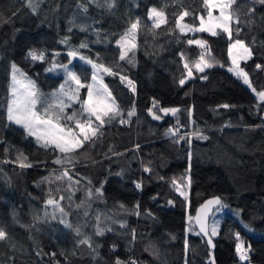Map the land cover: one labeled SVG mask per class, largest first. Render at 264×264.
I'll return each mask as SVG.
<instances>
[{
	"label": "trees",
	"instance_id": "obj_1",
	"mask_svg": "<svg viewBox=\"0 0 264 264\" xmlns=\"http://www.w3.org/2000/svg\"><path fill=\"white\" fill-rule=\"evenodd\" d=\"M31 2L34 11L29 0H0V228L6 232L0 264H116L117 259L121 264H217L216 242L227 256L235 250L237 233L251 261L235 256L233 264H264V101L226 69L231 40L223 31L199 35L207 41L204 57L213 66L204 73L195 70L202 48L187 43L193 36L181 33L176 21L187 11L184 21L200 25L208 11L203 0ZM150 8L162 10L166 23L154 27ZM231 14L234 39L252 52L241 67L253 89L264 91V70L256 67L264 68V4L235 0ZM137 21V44H127L130 50L120 60L116 41ZM82 43L87 47L80 48ZM32 49L45 51L46 59L31 60ZM73 49H79L76 58L67 55ZM57 52L54 59L71 61L69 67L85 84L93 75L87 59L110 67L115 74L100 75L127 121L122 124L117 117L106 123L94 142H86L63 164L55 163L62 158L58 150L41 147L7 119L12 65L35 81L46 106L49 94L65 81L62 70L46 71ZM186 62L193 80L181 86ZM121 76L134 82L135 92ZM79 95L86 99L87 88ZM153 99L180 111L153 120L148 114ZM223 104L230 107H218ZM79 109L80 103L73 102L66 111ZM177 126L180 135L199 129L208 138L191 135L178 141L167 135ZM65 169L71 182L58 178ZM173 180L180 191H188L187 198ZM211 197L222 198L225 206L219 210L213 250L197 235L193 220ZM48 199L58 201L64 213L47 205ZM183 215L189 221L185 231ZM97 227L104 228L103 235L96 234ZM85 239L91 246L82 243Z\"/></svg>",
	"mask_w": 264,
	"mask_h": 264
},
{
	"label": "snow or ice",
	"instance_id": "obj_2",
	"mask_svg": "<svg viewBox=\"0 0 264 264\" xmlns=\"http://www.w3.org/2000/svg\"><path fill=\"white\" fill-rule=\"evenodd\" d=\"M205 7L208 9L207 16L208 20L205 22L203 16L200 17L199 27L192 28L189 25L181 23L185 16L189 15L187 11L183 12L176 21V27L180 30L181 33L185 31H197V32H208L212 36L217 35V30H221L226 33L231 40L232 31L231 23L233 22L232 14L228 10L231 8L232 4L235 3V0H203ZM260 4H264V0H259ZM112 3L108 4V7L111 8ZM28 7L35 10V4L29 0ZM87 11V9H84ZM213 10H218L219 15L213 17ZM250 12H254L255 9H249ZM149 18L153 20L154 27H160L162 23H166L164 18V13L158 11L156 8H151L149 10ZM238 23V21H236ZM138 21L131 24L129 32L134 38L135 30L137 29ZM83 30V29H81ZM129 34L126 33L123 37L116 41L117 46L120 48V60H124L127 52L130 50L126 47L128 43ZM67 43V40L63 41ZM189 45H197L202 49H207V41L198 40V39H189L187 41ZM135 45L133 44L132 47ZM80 48L87 47V44H81ZM236 50V51H234ZM33 61L43 62L48 55L43 50L32 49L29 50L27 54ZM60 55V53H53V61L51 67L46 69V71H56L62 70L65 74V81L59 86V89L55 92L49 94V103L46 106L42 103L41 95L38 93L36 86L32 80H30L23 72H21L15 64L12 65V85H11V100L7 108V119L10 122L15 123L23 128L27 136L34 137L36 142L43 148L58 150L62 154V158H57L55 161L56 164H63L65 162L70 163V154L76 152L78 149L82 148L86 142H94V138L98 137L101 134L106 123H111L112 120L120 117V123H126L127 121L123 119L122 114L115 103V100L112 97V93L107 89L106 86L102 85V80L100 78L101 73H107L113 75L112 69L110 67H105L103 64H96L92 60H87V63L90 64L93 68V75L91 77L93 82H96V87L94 88L91 84H85L82 82L81 77L69 67L71 61L68 64H60L54 59L55 56ZM67 55L71 58H76L79 55V49H73L68 51ZM182 55V54H181ZM228 55L231 60V66L228 68V71L233 73L238 78H241L244 84L251 87L248 73L244 68L240 66V61H246L252 56L251 49L245 45V43L236 39L232 41L228 46ZM81 60H85L84 56L79 57ZM213 65L208 63L205 60L204 54H202L199 60L194 64L195 70L199 73H204L205 69L211 68ZM257 69H262L261 65H256ZM184 69L187 70V77L181 78L179 84L183 86L187 79L192 78L193 71L189 64L184 63ZM121 81L127 80V85L132 92H135V84L133 81L128 80L127 77L121 76ZM202 79H207L206 76H203ZM75 84V88L71 87V84ZM87 88V98L81 100L80 98V89ZM255 92L256 90L253 89ZM259 99L264 101V91L257 93ZM73 102L80 103L79 111H73L71 114H68L66 109L72 107ZM41 105L43 110L38 107ZM218 107L227 109L230 107L228 104L219 105ZM162 115L157 114V110ZM180 111L178 108H166L160 107L158 101L153 99L152 106L148 108V114L152 117L153 120H162L164 116L176 114ZM129 120L135 111L128 112ZM189 116L191 117V111H189ZM68 122V123H65ZM179 125V121H177ZM179 126L174 128H169L167 135L172 137H178L179 140H184L186 136L195 135L200 139H207L208 137L202 133L199 129H196L192 133L185 135H180ZM20 167H32L31 164L21 163ZM145 172L150 171L149 168L144 169ZM71 182L72 176L69 175L67 169L62 173L63 178ZM190 182V177H189ZM78 183V181H76ZM173 185L180 191V185L173 180ZM136 188H140L141 185L136 183ZM101 189L97 188L96 192L100 193ZM180 195H185L183 191H180ZM63 199V197H61ZM171 203V201H169ZM47 205H52L54 208H58L61 214L64 213L63 208L60 207L59 202L54 199H48L46 201ZM218 206L219 208L225 207L222 204L220 197H215L212 200H208L204 205H202V212L204 216H201V212L198 211L196 223L199 225V234H203L208 237L207 243L210 247H214L211 237L217 235L216 226L214 225L209 232L205 222L204 217L207 216V213L211 211L210 206ZM139 206L137 205V208ZM139 214V212H137ZM191 219V218H190ZM61 223H64L62 220ZM66 227L71 228V224H66ZM97 235L104 234V228L97 227ZM6 237V232L0 228V240H4ZM237 244L235 247L236 253L239 256L241 261H247L249 259L248 252L249 249L244 248L243 242L240 241L239 233L236 234ZM82 243L89 244L87 239L83 240ZM89 246H91L89 244ZM187 247V243L185 245ZM116 264H121V261L117 259ZM129 264H134V262H129Z\"/></svg>",
	"mask_w": 264,
	"mask_h": 264
},
{
	"label": "rangeland",
	"instance_id": "obj_3",
	"mask_svg": "<svg viewBox=\"0 0 264 264\" xmlns=\"http://www.w3.org/2000/svg\"><path fill=\"white\" fill-rule=\"evenodd\" d=\"M214 2H216V0H214ZM232 7V6H231ZM151 9V8H150ZM157 10L158 11H161V12H163L162 10H160V9H158L157 8ZM229 12H231V8L228 10ZM164 13V12H163ZM219 15V11L218 10H213V17H216V16H218ZM164 18L166 19V16H165V13H164ZM150 19V18H149ZM204 19H205V22H207V20H208V16H206V17H204ZM232 19H233V22L235 21L234 20V17H233V15H232ZM151 20V22H152V24H153V20L152 19H150ZM166 21H167V19H166ZM233 22L231 23V31H232V24H233ZM181 23H183V24H186V25H188L185 21H184V19H183V21L181 22ZM163 24H165V23H162L161 25H163ZM139 25V24H138ZM160 25V26H161ZM153 26H154V24H153ZM190 27H192V28H196V27H199V25L198 26H194V25H189ZM130 30V29H129ZM138 26H137V29L135 30V33H134V38L132 37V34L130 33V32H128V34H129V38H128V45H130V46H132L133 44L134 45H136L137 44V39H138ZM180 31V30H179ZM222 31L221 30H217V34H219V33H221ZM201 33H207V34H209V35H211L210 33H208V32H197V31H185L183 34H189V35H192L193 36V38L192 39H198V40H204L203 38H200L199 37V35H201ZM227 35V34H226ZM212 36V35H211ZM227 37H228V35H227ZM234 40H236V39H234V37H233V35H232V38H231V42L232 41H234ZM195 45V44H194ZM246 45V44H245ZM127 46V45H126ZM208 49V48H207ZM209 50V49H208ZM234 51H236V50H234ZM209 52V51H208ZM207 53H205L204 55H206ZM252 58V57H251ZM250 58V59H251ZM87 60H90V59H87ZM87 60H86V62H87ZM247 60H249V59H247ZM246 60V61H247ZM245 61H240V66L242 65V63H244ZM88 64V63H87ZM90 65V64H89ZM231 66V65H230ZM229 66V67H230ZM71 67V66H70ZM229 67H227L226 69H228ZM18 68V67H17ZM72 68V67H71ZM19 70H20V68H18ZM73 69V68H72ZM21 72H22V70H20ZM231 73V72H230ZM234 77H235V75L233 74V73H231ZM11 76H12V72H11ZM186 77H187V75H186ZM185 77V78H186ZM237 77V76H236ZM100 78H101V80H102V85L103 86H106L107 87V89L110 91V89H109V87H108V85H106L105 84V82H104V80H103V78L101 77V75H100ZM238 78V77H237ZM30 80H32L33 82H34V84H35V86H36V83H35V81L33 80V79H31V78H29ZM238 79H240L241 81H242V83L244 84V82H243V80L241 79V78H238ZM191 80H193V76H192V78H189V79H187V82L184 84V85H186V84H188V83H190L191 82ZM250 80V79H249ZM250 83H251V80H250ZM11 85H12V80H11ZM11 85H10V88H9V90H10V100H11ZM91 85H93V87L95 88L96 87V82H93V81H91ZM245 86H247L249 89H251L252 90V92L254 93V96L256 97V98H258L259 99V97H258V95H257V93L258 92H254L253 91V87H252V83H251V87H249L248 85H246V84H244ZM36 89H37V91H38V93H39V89L37 88V86H36ZM111 92V91H110ZM113 97V96H112ZM113 99H114V97H113ZM115 100V99H114ZM260 100V99H259ZM115 103H116V101H115ZM116 105H117V103H116ZM38 107H39V105H38ZM13 123V122H12ZM15 124V123H14ZM16 125V124H15ZM16 126H18L19 128H21V129H23L21 126H19V125H16ZM34 138V137H33ZM35 139V138H34ZM183 191V190H182ZM184 192V191H183ZM185 193V195H183L184 197H186L187 198V196H188V191L187 192H184ZM223 209H224V207H222ZM223 209H221V210H223ZM220 210V211H221ZM220 211L219 212H217L216 214H215V216L212 218V221H211V228H210V230L212 229V227L215 225L216 226V230H217V234H218V228H219V223H220V219L218 218V215L220 214ZM188 218H187V216L185 215H183V218H182V221H183V223H182V229L185 231V229L188 227V220H187ZM216 244H217V246H218V248H217V256H216V258L214 259L215 260V262H217V264H233V259H234V257L235 256H237L238 258H239V256H238V254L236 253V250H233L232 252H228V254L229 255H224L223 254V252L220 250V248H222L219 244V242H216ZM243 246H244V248H245V244L243 243ZM241 261V260H240ZM242 262H247V261H242Z\"/></svg>",
	"mask_w": 264,
	"mask_h": 264
},
{
	"label": "water",
	"instance_id": "obj_4",
	"mask_svg": "<svg viewBox=\"0 0 264 264\" xmlns=\"http://www.w3.org/2000/svg\"><path fill=\"white\" fill-rule=\"evenodd\" d=\"M214 198H215V197H211V198H209V200H212V199H214ZM207 201H208V200H207ZM207 201H205L204 203H202V204L198 207V210H197V212H196V214H195V216H194V218H193L195 229H196L198 232H199V225L196 223L197 213H198V211H200V212H201V216H202V217L204 216V214H203V212H202V205H204ZM221 201H222V204H223V200H222V198H221ZM210 207H211V211H209V212L207 213V216L204 217V222H205V224H206V226H207L209 232H211V230H210V226H211L212 218H213V216L215 215V213H216L217 211L220 210V208L218 209V206H215V205L210 206ZM200 235H201V237H202L205 241L208 240V237L204 236L202 233H201ZM211 239H212V237H211ZM212 243H213L214 247H210V246H209V248L213 250V249L215 248V241H213V239H212Z\"/></svg>",
	"mask_w": 264,
	"mask_h": 264
},
{
	"label": "built area",
	"instance_id": "obj_5",
	"mask_svg": "<svg viewBox=\"0 0 264 264\" xmlns=\"http://www.w3.org/2000/svg\"><path fill=\"white\" fill-rule=\"evenodd\" d=\"M208 51H209L208 49H206V50H205V49H202V50H201V55H202V54H205V53H208ZM248 256H249V259H248L247 261H251V260H250V252H248Z\"/></svg>",
	"mask_w": 264,
	"mask_h": 264
}]
</instances>
